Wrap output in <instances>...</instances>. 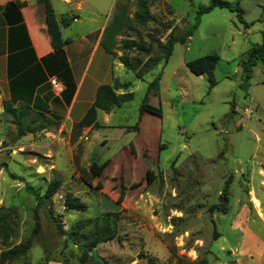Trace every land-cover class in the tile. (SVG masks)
Listing matches in <instances>:
<instances>
[{"label": "rangeland", "instance_id": "1", "mask_svg": "<svg viewBox=\"0 0 264 264\" xmlns=\"http://www.w3.org/2000/svg\"><path fill=\"white\" fill-rule=\"evenodd\" d=\"M165 1L174 13L155 2L154 20L135 23L119 41L130 37L146 44L165 43L172 33L181 35L195 23L198 5L211 3ZM227 1L232 9L217 7L202 15L186 42L174 44L168 62L148 68L141 78L114 62L107 80L131 82L128 91L134 97L110 113L99 111L101 127L78 132L73 126L70 137L55 140L45 135L25 139L5 111L0 119V206L14 208L10 247L30 237L35 227L37 200L26 186L45 193L49 182L59 179L58 191L47 203L55 219L45 206L38 209L39 231L29 251L34 263L81 264L82 251L67 236L78 231L90 237L105 212L115 211L110 226L115 236L96 246L108 264H258L257 257L250 258L244 250L254 244L257 252H264V61L253 67L247 90L241 87L240 62L246 51L262 42L264 0ZM52 2L58 15L65 12L63 3ZM86 3L97 11L96 28L108 16L112 20L117 9V3L109 9L110 0ZM130 10L132 16L133 5ZM167 24L175 27L173 32ZM76 27L66 29L65 36H72ZM105 52L99 46L85 87L93 77L104 78L96 64ZM123 52L119 44L118 55ZM129 53L133 61L147 59L143 51ZM214 53L220 58L214 72L217 84L210 88L207 75L194 74L186 63ZM155 78L160 92L149 102L161 105L163 116L141 117L148 84ZM70 84L76 87L72 75ZM141 118L142 132L137 129ZM105 161L101 176L87 174L93 162ZM151 163L158 166L153 172ZM84 178L91 179L92 186ZM226 187V213L211 210ZM67 194L78 196L85 210L68 209ZM96 262L88 258L85 264Z\"/></svg>", "mask_w": 264, "mask_h": 264}, {"label": "crops", "instance_id": "2", "mask_svg": "<svg viewBox=\"0 0 264 264\" xmlns=\"http://www.w3.org/2000/svg\"><path fill=\"white\" fill-rule=\"evenodd\" d=\"M12 1L16 0H0V15L3 19L0 24V119L5 113V103H9L15 110L7 114L14 121L38 123L36 126L32 124L36 131L27 132L23 138L45 135L55 140L70 137L74 124L83 118L93 104L98 86L112 83V80H107V76L113 71L114 62L124 65L107 51L101 53L96 71L104 80L93 77L85 87V80L111 18L108 16L96 28L94 24L98 21L97 11L93 5L86 3V0H59L65 6V12L61 15L56 13L57 16L76 17L69 26L61 27L62 36L68 42L54 50L37 0H20L27 2L21 8L12 4ZM50 1L53 5L52 0ZM117 1L127 0H110L109 9ZM130 1L134 3V0ZM160 1L169 6L165 0H158L156 3ZM169 8L174 13V9L171 6ZM168 18L174 19L171 15ZM82 21L93 25H80ZM73 25L77 26V30L72 36H65L66 29ZM79 73L81 76L78 77ZM71 75L76 87L70 84ZM107 120L104 121L106 124ZM101 126L100 123L99 127ZM244 235L249 236L250 233ZM244 252L250 258L257 257L255 262L258 264H264V252H257L254 244ZM48 264L63 263L51 261Z\"/></svg>", "mask_w": 264, "mask_h": 264}, {"label": "trees", "instance_id": "3", "mask_svg": "<svg viewBox=\"0 0 264 264\" xmlns=\"http://www.w3.org/2000/svg\"><path fill=\"white\" fill-rule=\"evenodd\" d=\"M156 1L158 0H136L133 4L130 0H127L125 2L118 1L116 12L114 13L110 23L106 26L100 42V44L108 53H110L113 57H117L125 67L135 71V74L138 78H141L144 74V71H147L148 68L159 64L161 61H164V63L168 62L169 58L172 55L174 44L176 42H186V40L192 35L193 30L198 26L199 20L202 15L212 11L217 7L232 9L231 3L227 0H211V3L208 5H198L196 10L195 23L192 24L188 29H185L181 33V35L172 33L167 38L165 43H162L161 41H150L148 44H146L145 42L137 41L136 39L130 37H126L119 41L118 37L123 33L131 30L135 23L145 25L154 20V15L151 12V5H153ZM37 3L40 5V7L42 6L41 11L44 14L47 32L50 36V41L53 49L57 50L63 47L68 42V40L63 38L61 27L69 26L76 16L62 15L61 17H58L50 0H37ZM12 4H15L21 8L26 6L27 2L16 0L12 1ZM132 5H134L135 10L133 15L131 16L130 7ZM1 10L2 6L0 5V12ZM239 17L243 21V16L241 13H239ZM2 22L3 19L0 15V24H2ZM166 27L172 28L170 24H167ZM174 28H172L171 32L174 31ZM119 44L120 49L124 51L121 55H118L117 53ZM154 49L155 54L153 55L152 53L154 52ZM131 50L143 51L147 53V59L143 61L140 57H136L135 61H133L129 53V51ZM219 58V55L216 53L208 54L195 60L187 61L186 64L190 71L194 74H206L209 79L210 88H213L217 84L214 72ZM259 61H264V32L262 42L252 46L242 55L241 58L240 64L242 67V71L244 72V80L241 83V87L245 90L249 88V80L252 77L253 67ZM130 86L131 82H121L117 78H115L112 83L100 84L97 88L96 97L93 104L89 107L83 118L74 124V127L78 129V132L88 127L100 126V123L98 121L99 110L110 113L116 107H120L123 104L131 101L134 97V93L132 91H128ZM159 92V78H155L148 84L147 94L140 108L141 117L145 113H149L159 118L163 116V109L161 105L156 106L149 102V97L151 95H158ZM14 110L15 109L10 106L9 103H5L6 112ZM235 112L236 111L233 103L231 113L233 114ZM17 123L19 124V131L21 135H25L27 132L36 131L32 127L31 123ZM141 123L142 118L137 127V129L141 128L142 132L143 129ZM107 165V161L102 163L93 162L90 165L89 172H87V174H90L92 177L101 176L104 168ZM154 167L158 168L157 165L151 163L149 172H153ZM84 180L89 186H92L91 179L84 178ZM60 184L61 181L59 179H52L49 182L45 193H42L40 189L35 188L32 185L26 186V188L35 196V199L37 200V204L35 207L36 223L31 236L23 240L18 245H14L13 247L9 246V240L12 234L11 221L12 214L14 213V208L0 206V239L1 244L4 245V249L0 251V264H47L46 262L34 263L33 261H31L29 258V251L33 245L36 234L39 231L40 223L38 221V209L42 206H45L47 208L49 198L58 191ZM96 186L101 187L102 185L100 184V182H97ZM221 196V202L219 204L213 205L211 207V210L217 209L226 213V205L228 203L227 187L224 191H222ZM64 202L68 209L83 211L86 208V204L82 202L78 196L67 194L65 196ZM46 213L53 220L55 219V216L51 215L52 212L48 208L46 209ZM115 215V211L105 212V217L101 223V226L98 228L96 226L93 229V232L90 234V237L85 235V233L80 234V232L78 231L69 234L70 238L76 244H78V247L80 244L88 246V248L79 247L82 251L81 264H85L88 258L95 261L91 254L92 249L96 248L98 244L107 242L115 236V227H110L111 217ZM59 227L61 228L60 231L62 232V226L60 225ZM96 263L100 264L99 262Z\"/></svg>", "mask_w": 264, "mask_h": 264}, {"label": "water", "instance_id": "4", "mask_svg": "<svg viewBox=\"0 0 264 264\" xmlns=\"http://www.w3.org/2000/svg\"><path fill=\"white\" fill-rule=\"evenodd\" d=\"M67 237H70V235H68ZM79 247L88 248V246L82 244H80ZM91 254L94 260L99 262L100 264H108L107 261L101 255H99V252L96 248L92 249Z\"/></svg>", "mask_w": 264, "mask_h": 264}]
</instances>
